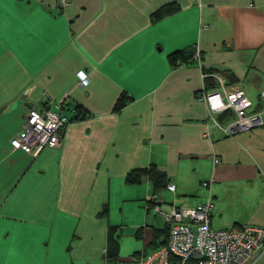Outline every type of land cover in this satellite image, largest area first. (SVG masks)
I'll return each instance as SVG.
<instances>
[{
  "label": "crops",
  "instance_id": "obj_1",
  "mask_svg": "<svg viewBox=\"0 0 264 264\" xmlns=\"http://www.w3.org/2000/svg\"><path fill=\"white\" fill-rule=\"evenodd\" d=\"M218 77L243 91L247 113L263 111L262 125L227 135L211 121L234 119L199 99ZM263 81L264 0H4L0 264L125 259L124 228L141 242L126 258L158 246L162 228L142 203L149 184L124 181L149 164L173 185L155 193L162 208L177 206L169 193L204 202L207 181L211 227H264ZM61 98L74 117L59 147L35 157L11 150L27 108L54 109ZM252 264H264V252Z\"/></svg>",
  "mask_w": 264,
  "mask_h": 264
},
{
  "label": "built area",
  "instance_id": "obj_2",
  "mask_svg": "<svg viewBox=\"0 0 264 264\" xmlns=\"http://www.w3.org/2000/svg\"><path fill=\"white\" fill-rule=\"evenodd\" d=\"M67 0H58L63 6ZM86 77L79 82L83 83ZM218 87L200 94L199 99L207 105L209 114L230 110L234 119L225 127L216 124L227 135L250 130L262 125L263 111L247 113L250 100L241 89H225L218 77ZM44 95L45 103L51 98ZM264 100V81L259 91ZM65 98L53 102L54 109L27 108L22 117L20 128L9 139L11 150L19 149L35 157L44 148H57L60 145V132L68 117L62 112ZM214 162L216 160L214 159ZM201 186L207 189L204 202L195 206H173L162 208V202L155 193L149 192L145 198L144 209L152 207L159 213L167 227L166 242L149 252L139 251L129 258L102 260L86 264H252L264 252V227L254 224H237L216 229L210 225L211 193L207 181ZM168 190L173 185L166 183Z\"/></svg>",
  "mask_w": 264,
  "mask_h": 264
},
{
  "label": "trees",
  "instance_id": "obj_3",
  "mask_svg": "<svg viewBox=\"0 0 264 264\" xmlns=\"http://www.w3.org/2000/svg\"><path fill=\"white\" fill-rule=\"evenodd\" d=\"M158 15L159 12H156ZM73 112L75 110L73 109ZM68 117V121L71 120L74 116L69 117L68 114L66 113ZM67 121V122H68ZM142 178H144L147 183L149 184L150 190L153 193H156L157 191L161 190L162 188L165 187V184L167 182V178L165 173L157 168L154 164H149L147 167L140 168V169H134L126 173L124 176V181L127 183H136L140 181ZM160 231L163 233V239L160 240L159 244H163L166 242L167 238V227L164 225ZM114 260V259H110Z\"/></svg>",
  "mask_w": 264,
  "mask_h": 264
},
{
  "label": "rangeland",
  "instance_id": "obj_4",
  "mask_svg": "<svg viewBox=\"0 0 264 264\" xmlns=\"http://www.w3.org/2000/svg\"><path fill=\"white\" fill-rule=\"evenodd\" d=\"M165 194H167V193H165ZM168 195L165 196V199H166L165 201H167V202L172 201L173 204H175L177 206H190V205H187L185 203H181L180 204L177 201L178 196H175L172 193H169ZM142 203H143V209H144L145 199L142 200ZM148 210H150L147 213L148 218L151 219L153 221V223L155 225H157V227L163 228L164 223L162 222V218L159 215V213L155 212V210L152 207H149ZM133 231H134V229H132V228H124V230L122 232V235H124V236L121 237L120 244H119V251H118V257L119 258H126V257H128L131 254V252L135 248H137L138 245L141 243V242H139V243L136 242L135 238L132 237V232ZM158 239H161V238H158ZM150 250H151V247L150 246H147L146 250H144V251L143 250H140V251L149 252Z\"/></svg>",
  "mask_w": 264,
  "mask_h": 264
},
{
  "label": "snow or ice",
  "instance_id": "obj_5",
  "mask_svg": "<svg viewBox=\"0 0 264 264\" xmlns=\"http://www.w3.org/2000/svg\"><path fill=\"white\" fill-rule=\"evenodd\" d=\"M3 2H4V0H0V5H2V4H3Z\"/></svg>",
  "mask_w": 264,
  "mask_h": 264
}]
</instances>
